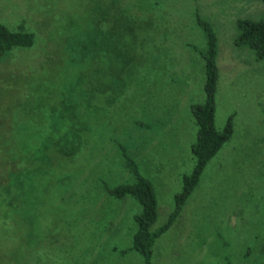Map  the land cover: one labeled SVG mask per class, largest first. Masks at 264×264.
Returning <instances> with one entry per match:
<instances>
[{
  "label": "rangeland",
  "instance_id": "1",
  "mask_svg": "<svg viewBox=\"0 0 264 264\" xmlns=\"http://www.w3.org/2000/svg\"><path fill=\"white\" fill-rule=\"evenodd\" d=\"M197 13L218 40L216 128L234 115V135L153 264L264 263V60L235 44L264 0H0V23L35 35L0 61V264H145L131 250L140 204L104 187L134 182L120 144L154 187L152 230L173 213L195 164L191 106L205 102Z\"/></svg>",
  "mask_w": 264,
  "mask_h": 264
},
{
  "label": "trees",
  "instance_id": "2",
  "mask_svg": "<svg viewBox=\"0 0 264 264\" xmlns=\"http://www.w3.org/2000/svg\"><path fill=\"white\" fill-rule=\"evenodd\" d=\"M197 21L207 40L206 49L200 53L201 58L205 61L206 69L205 102L191 106L192 117L198 128L196 142L192 146L195 164L192 173L185 175L182 179V191L175 198V209L168 222L157 231L152 230L158 220V201L154 187L149 179L141 174L139 165L130 151L120 144L118 145V153L121 163L124 169L134 178V182L132 184H120L115 188L107 185L104 187L111 198L117 200L132 198L140 204L142 212L135 217L138 229L133 237L131 250L138 252L144 259L145 264H153L154 248L157 241L176 223L188 200L200 184L208 164L222 151L234 135V115L228 118L223 131L216 128V97L219 81L218 40L214 27L209 22L201 19L198 13ZM237 29L236 46L248 47L256 54L258 60H264V18L259 21L240 20L237 23ZM87 40L83 36L77 42L70 40L68 49H74V55L84 56L90 48V43ZM34 44L35 35L27 32L23 25L14 32L0 23V61L11 50L15 48H32ZM87 61L88 59L77 61L74 68H85L83 64ZM79 87L76 88L80 92L84 86L80 85ZM85 98H87V95H85ZM80 99L83 101L82 98ZM65 137L67 136L65 135L63 138ZM79 142L80 135L78 133L74 141L75 150L79 149L77 148ZM70 154H73V152L70 151Z\"/></svg>",
  "mask_w": 264,
  "mask_h": 264
}]
</instances>
